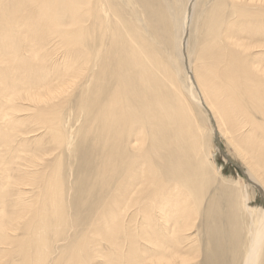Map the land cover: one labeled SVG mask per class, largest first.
Here are the masks:
<instances>
[{
  "label": "bare ground",
  "instance_id": "bare-ground-1",
  "mask_svg": "<svg viewBox=\"0 0 264 264\" xmlns=\"http://www.w3.org/2000/svg\"><path fill=\"white\" fill-rule=\"evenodd\" d=\"M248 187L264 0H0V264H264Z\"/></svg>",
  "mask_w": 264,
  "mask_h": 264
},
{
  "label": "rangeland",
  "instance_id": "rangeland-1",
  "mask_svg": "<svg viewBox=\"0 0 264 264\" xmlns=\"http://www.w3.org/2000/svg\"><path fill=\"white\" fill-rule=\"evenodd\" d=\"M226 15L227 18L231 19V17L227 13ZM192 63L197 64L195 58L192 59ZM194 67L197 68L198 66H193V68ZM20 113L22 114L23 111H20ZM208 120L211 122V124L210 125L209 123L204 124L205 132H206L204 134V142L205 145L210 147L212 151V157L214 159L215 164L219 168L220 174H222V178L230 179L233 182H241V184H243L242 179L246 180V176L244 177L245 165L243 161L241 160L240 157H236L237 155L232 150V147L228 145L227 141L222 135H219L216 132V136H214V133H212V131H215V126H214L215 122L213 119H210L209 117ZM211 126L213 127V129L210 133L209 130ZM79 142L80 141L77 140L76 144H78ZM81 142L84 143V141ZM35 148H36L35 145H30L29 150H26L25 152V156L26 157L31 156V150ZM45 156L49 157V153H46ZM71 162H72V170L76 172L81 169L84 160L81 158H77V155L73 154L71 156ZM250 188H252V190ZM247 189H249V192L252 191L250 193L254 194V197L251 199L249 205L259 207L264 204V195L261 193L260 189L254 187H248Z\"/></svg>",
  "mask_w": 264,
  "mask_h": 264
}]
</instances>
